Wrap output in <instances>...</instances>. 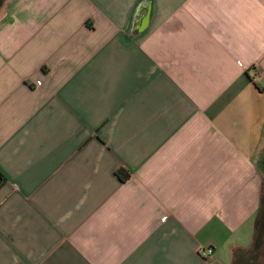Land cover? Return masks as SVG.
<instances>
[{
	"label": "crops",
	"instance_id": "1",
	"mask_svg": "<svg viewBox=\"0 0 264 264\" xmlns=\"http://www.w3.org/2000/svg\"><path fill=\"white\" fill-rule=\"evenodd\" d=\"M0 173V264H264V0H0Z\"/></svg>",
	"mask_w": 264,
	"mask_h": 264
},
{
	"label": "built area",
	"instance_id": "2",
	"mask_svg": "<svg viewBox=\"0 0 264 264\" xmlns=\"http://www.w3.org/2000/svg\"><path fill=\"white\" fill-rule=\"evenodd\" d=\"M40 84V83H39ZM215 249L212 246L206 247V248H201L200 250V255L202 256V258L204 259H209L214 255Z\"/></svg>",
	"mask_w": 264,
	"mask_h": 264
},
{
	"label": "trees",
	"instance_id": "3",
	"mask_svg": "<svg viewBox=\"0 0 264 264\" xmlns=\"http://www.w3.org/2000/svg\"><path fill=\"white\" fill-rule=\"evenodd\" d=\"M125 172H127L125 169H121L119 172H118V174L119 175H124L123 177L124 178H128V176H129V174H127V173H125ZM1 174V173H0ZM261 221V220H260Z\"/></svg>",
	"mask_w": 264,
	"mask_h": 264
}]
</instances>
